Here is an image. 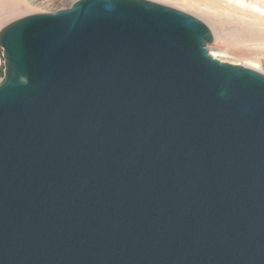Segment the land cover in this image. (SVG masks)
Returning a JSON list of instances; mask_svg holds the SVG:
<instances>
[{
  "label": "water",
  "instance_id": "obj_1",
  "mask_svg": "<svg viewBox=\"0 0 264 264\" xmlns=\"http://www.w3.org/2000/svg\"><path fill=\"white\" fill-rule=\"evenodd\" d=\"M212 42L149 0L0 29V264H264V74Z\"/></svg>",
  "mask_w": 264,
  "mask_h": 264
},
{
  "label": "rangeland",
  "instance_id": "obj_2",
  "mask_svg": "<svg viewBox=\"0 0 264 264\" xmlns=\"http://www.w3.org/2000/svg\"><path fill=\"white\" fill-rule=\"evenodd\" d=\"M28 1V2H27ZM75 0H0V29L11 21L31 14H44L69 7ZM185 14L214 23V40L208 51L221 62L249 67L264 74V35L246 30L237 24L233 16L227 15L229 4L226 0H150ZM27 2V3H26ZM264 0H253V5H262ZM229 6V7H228ZM212 26V25H211ZM209 28V27H208ZM209 30H211L209 28ZM216 31V32H215ZM212 32V31H211ZM212 56V57H213Z\"/></svg>",
  "mask_w": 264,
  "mask_h": 264
},
{
  "label": "bare ground",
  "instance_id": "obj_3",
  "mask_svg": "<svg viewBox=\"0 0 264 264\" xmlns=\"http://www.w3.org/2000/svg\"><path fill=\"white\" fill-rule=\"evenodd\" d=\"M226 1H228L229 4L231 5L230 7L228 6L229 7L228 11L227 10L224 11L225 14L227 15L229 14L233 16V20L236 21L237 24L244 26L246 30L248 29L252 32L254 31L255 33H257L258 36L261 37L262 35H264V4H262L261 6L253 5V0H226ZM205 22L208 25V27L211 29L210 30L212 31L211 34L214 33L215 29L213 30L212 28L215 27L214 23L211 20L209 21V19H207V21Z\"/></svg>",
  "mask_w": 264,
  "mask_h": 264
}]
</instances>
